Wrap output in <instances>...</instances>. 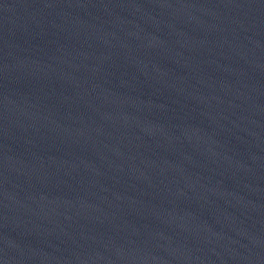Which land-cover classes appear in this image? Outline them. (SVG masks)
I'll use <instances>...</instances> for the list:
<instances>
[{
  "label": "water",
  "instance_id": "water-1",
  "mask_svg": "<svg viewBox=\"0 0 264 264\" xmlns=\"http://www.w3.org/2000/svg\"><path fill=\"white\" fill-rule=\"evenodd\" d=\"M0 264H264V0H0Z\"/></svg>",
  "mask_w": 264,
  "mask_h": 264
}]
</instances>
